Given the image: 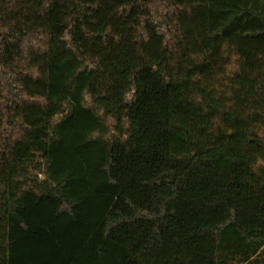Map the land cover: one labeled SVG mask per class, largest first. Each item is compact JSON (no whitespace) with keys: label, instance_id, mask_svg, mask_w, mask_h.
Segmentation results:
<instances>
[{"label":"trees","instance_id":"obj_1","mask_svg":"<svg viewBox=\"0 0 264 264\" xmlns=\"http://www.w3.org/2000/svg\"><path fill=\"white\" fill-rule=\"evenodd\" d=\"M263 127L264 0H0V264H264Z\"/></svg>","mask_w":264,"mask_h":264},{"label":"rangeland","instance_id":"obj_2","mask_svg":"<svg viewBox=\"0 0 264 264\" xmlns=\"http://www.w3.org/2000/svg\"><path fill=\"white\" fill-rule=\"evenodd\" d=\"M224 67L222 68L223 73L218 77L216 84L219 86L217 90H219L220 92H224L225 89H227V86L229 84V78L232 75L233 71L235 70L236 66H237V59L235 57L234 54L232 53H227L224 56ZM132 93L129 92L127 94V98L128 100L131 98ZM86 104L88 106L94 107V103L91 102V100L89 99V97L86 95ZM58 119V117L56 118ZM106 121L111 124L112 123V119L111 118H106ZM260 134L264 135V127L261 128L260 130ZM264 138V137H263ZM259 166H264V162H258L255 165V168L257 169ZM39 177H42L41 174H38Z\"/></svg>","mask_w":264,"mask_h":264}]
</instances>
